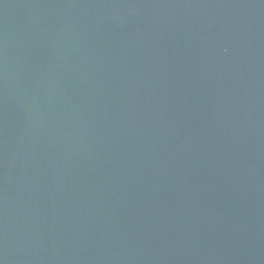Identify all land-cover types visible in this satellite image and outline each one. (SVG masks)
<instances>
[{"label": "water", "instance_id": "obj_1", "mask_svg": "<svg viewBox=\"0 0 264 264\" xmlns=\"http://www.w3.org/2000/svg\"><path fill=\"white\" fill-rule=\"evenodd\" d=\"M0 264H264V0H0Z\"/></svg>", "mask_w": 264, "mask_h": 264}]
</instances>
